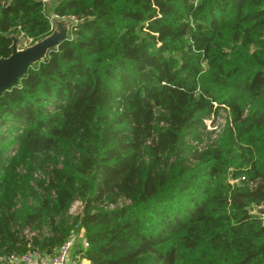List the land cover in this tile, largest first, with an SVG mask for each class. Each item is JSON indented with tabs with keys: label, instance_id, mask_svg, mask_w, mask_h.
<instances>
[{
	"label": "trees",
	"instance_id": "obj_1",
	"mask_svg": "<svg viewBox=\"0 0 264 264\" xmlns=\"http://www.w3.org/2000/svg\"><path fill=\"white\" fill-rule=\"evenodd\" d=\"M47 9L0 0V57ZM51 11L67 36L0 93V255L82 231L88 264H264V0Z\"/></svg>",
	"mask_w": 264,
	"mask_h": 264
},
{
	"label": "water",
	"instance_id": "obj_2",
	"mask_svg": "<svg viewBox=\"0 0 264 264\" xmlns=\"http://www.w3.org/2000/svg\"><path fill=\"white\" fill-rule=\"evenodd\" d=\"M51 23L52 30L49 34L23 48L17 47L18 41L15 36H9L10 54L0 57V93L17 85L30 65L43 60L48 51L67 36L70 20L54 15L51 17ZM253 212L264 217L263 206H254Z\"/></svg>",
	"mask_w": 264,
	"mask_h": 264
},
{
	"label": "built area",
	"instance_id": "obj_3",
	"mask_svg": "<svg viewBox=\"0 0 264 264\" xmlns=\"http://www.w3.org/2000/svg\"><path fill=\"white\" fill-rule=\"evenodd\" d=\"M43 6L54 4L56 0H39ZM49 19L51 21V17ZM52 24V23H51ZM23 35L20 33L19 39ZM77 235L71 234L61 245H59L52 254H46L36 249L27 250L23 253L2 254L0 255V264H82L78 255L75 258H70V252L76 244ZM82 245L87 246L85 239L82 240ZM83 255L81 254V257Z\"/></svg>",
	"mask_w": 264,
	"mask_h": 264
},
{
	"label": "rangeland",
	"instance_id": "obj_4",
	"mask_svg": "<svg viewBox=\"0 0 264 264\" xmlns=\"http://www.w3.org/2000/svg\"><path fill=\"white\" fill-rule=\"evenodd\" d=\"M50 8H51V5H50ZM47 11H49V7H48ZM29 44H30V39L22 38V39L18 40L17 47L18 48H23V47H25V46H27ZM226 117H227V113L224 110H222V109L219 110L218 114H217V117L214 118L213 122H212V120L207 121V130H212L215 126H216L215 128H217V129L220 128V126L222 127V125L225 124ZM231 182L235 183V184H237L239 186L242 185L241 180H238L237 178L234 179V180H231ZM74 206H76V205H74Z\"/></svg>",
	"mask_w": 264,
	"mask_h": 264
},
{
	"label": "crops",
	"instance_id": "obj_5",
	"mask_svg": "<svg viewBox=\"0 0 264 264\" xmlns=\"http://www.w3.org/2000/svg\"><path fill=\"white\" fill-rule=\"evenodd\" d=\"M49 7V11H47L48 15H52V11H51V8L53 7V4H51V8H50V5H48ZM77 235V241H76V244L73 246L71 252H70V258H75L77 255L79 257V259L81 260L82 264H88V261L82 256L81 257V253L79 251V248H80V243H82V240L85 239L83 236H82V231H79L76 233ZM19 264H22V263H19Z\"/></svg>",
	"mask_w": 264,
	"mask_h": 264
}]
</instances>
